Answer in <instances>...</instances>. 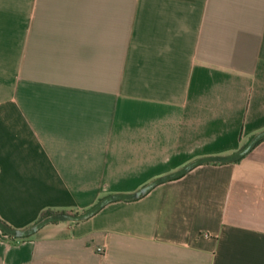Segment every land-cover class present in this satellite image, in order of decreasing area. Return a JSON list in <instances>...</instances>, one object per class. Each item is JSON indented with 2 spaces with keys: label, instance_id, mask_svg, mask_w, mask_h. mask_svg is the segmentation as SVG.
<instances>
[{
  "label": "crops",
  "instance_id": "0c3cea01",
  "mask_svg": "<svg viewBox=\"0 0 264 264\" xmlns=\"http://www.w3.org/2000/svg\"><path fill=\"white\" fill-rule=\"evenodd\" d=\"M264 128V0H0V218L83 211ZM104 246V250H99ZM0 264H264V138Z\"/></svg>",
  "mask_w": 264,
  "mask_h": 264
},
{
  "label": "water",
  "instance_id": "95a60500",
  "mask_svg": "<svg viewBox=\"0 0 264 264\" xmlns=\"http://www.w3.org/2000/svg\"><path fill=\"white\" fill-rule=\"evenodd\" d=\"M263 138H264V128L254 133L248 142H246L243 146H241L239 149L233 152L225 153V154H207V155L198 156L190 160L180 168H177L171 172L153 178L152 180L148 181L146 184H144L135 191L112 192L106 194L105 196L101 197L94 205L90 206L89 208L83 211L48 212L34 223L25 227L13 226L8 222L4 221L2 218H0V228H2L9 235L15 237H26L36 233L40 228H42L44 225L50 222L62 221V220L80 221L87 219L92 215H94L95 213H97L102 207H104L107 203L111 201L118 199H135L141 197L147 192H149L152 188H154L157 184L166 181L168 179L180 176L188 172L197 165L208 162H230L240 159L246 154H248L256 146V144Z\"/></svg>",
  "mask_w": 264,
  "mask_h": 264
},
{
  "label": "built area",
  "instance_id": "2783aa9c",
  "mask_svg": "<svg viewBox=\"0 0 264 264\" xmlns=\"http://www.w3.org/2000/svg\"><path fill=\"white\" fill-rule=\"evenodd\" d=\"M98 249L99 250H104V246H99Z\"/></svg>",
  "mask_w": 264,
  "mask_h": 264
},
{
  "label": "trees",
  "instance_id": "16d2710c",
  "mask_svg": "<svg viewBox=\"0 0 264 264\" xmlns=\"http://www.w3.org/2000/svg\"><path fill=\"white\" fill-rule=\"evenodd\" d=\"M9 236L14 237V238H23V237H15V236H12V235H9ZM26 237H27V236H26Z\"/></svg>",
  "mask_w": 264,
  "mask_h": 264
}]
</instances>
